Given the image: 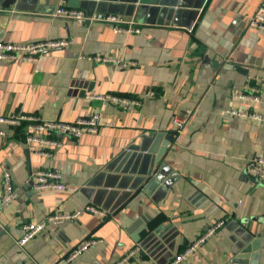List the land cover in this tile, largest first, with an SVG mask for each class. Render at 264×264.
I'll return each mask as SVG.
<instances>
[{"label": "crops", "instance_id": "crops-1", "mask_svg": "<svg viewBox=\"0 0 264 264\" xmlns=\"http://www.w3.org/2000/svg\"><path fill=\"white\" fill-rule=\"evenodd\" d=\"M58 1L21 0L22 9L0 10V39L69 41L33 62L0 60V115L22 111L70 122L99 112V130L53 135V147L27 142L22 125L1 126L0 199L2 166L17 197L0 210V264H116L135 247L120 264H165L219 219L224 225L182 264H264V182L246 172L252 155L264 156V121L226 111L264 115V31L247 27L261 0H189L201 5L190 30L165 11L116 13L139 28L130 33L50 16ZM65 2L97 11L90 1ZM81 54L133 63L118 67ZM240 92L260 100L240 99ZM106 93L136 103L91 97ZM177 114H187V122L175 135ZM163 146L147 175L152 149ZM32 168L58 170L65 188L33 191ZM87 204L107 217L81 212L17 244L25 223ZM88 237L99 241L63 260Z\"/></svg>", "mask_w": 264, "mask_h": 264}, {"label": "built area", "instance_id": "built-area-1", "mask_svg": "<svg viewBox=\"0 0 264 264\" xmlns=\"http://www.w3.org/2000/svg\"><path fill=\"white\" fill-rule=\"evenodd\" d=\"M50 16L60 17L63 19L73 20L79 24H90L93 22H102L108 25L114 32L130 33L139 32V28L131 18H125L116 13L102 11H86L84 9L68 7L65 0H59ZM247 27L264 31V0H261L254 13L247 21ZM191 28L189 27L188 30ZM67 39L60 40H38L33 42H10L0 39V60L6 61H27L33 62L38 59L46 50L57 48L68 44ZM81 58L94 60L99 62H112L118 67H126L133 62L123 60L119 57L104 55H85L81 54ZM152 94V92H147ZM238 98L250 102H259V96L252 93L240 92L236 95ZM91 97L101 101L110 100L116 104L128 105L136 103V101L122 96L113 94H98ZM230 114L248 117L256 120L264 121V115L246 110H238L228 108L226 110ZM100 115L94 112L89 116L78 117L73 121H61L44 119L36 114L25 113L22 111L15 112L10 115H0V137L6 135V131L1 127L5 126H23L25 140L33 143L37 142L43 146L59 145V142L53 138V135H62L78 138L83 133H96L99 130ZM187 122V114L174 115L172 118L174 134H179ZM35 153L48 156L49 152L44 149L35 150ZM247 174L256 181L264 182V156L252 155L246 163ZM2 180L4 183V191L0 199L1 208L10 204L16 197L17 192L12 187L10 173L5 166H2ZM29 183L31 189L35 192L44 189L63 190L65 185L61 180V173L58 170L50 168H32L29 173ZM81 212H86L96 216L99 221H103L108 213L102 208L92 204L85 205L82 209L72 212H55L47 214L43 219L36 222L25 223L23 234L17 240V244L22 247L36 233L44 229L48 223L58 224L63 221L76 219ZM224 225V220L219 219L214 223L206 226L193 240L187 243L183 249L172 256L165 264H182L187 257L192 255L202 244L209 238L214 236L217 231ZM99 240L88 237L78 242L71 251L63 258L66 262L73 261L83 251L87 250L91 245ZM137 247L133 248L125 256L129 257L135 254ZM125 258L116 264H120Z\"/></svg>", "mask_w": 264, "mask_h": 264}, {"label": "water", "instance_id": "water-1", "mask_svg": "<svg viewBox=\"0 0 264 264\" xmlns=\"http://www.w3.org/2000/svg\"><path fill=\"white\" fill-rule=\"evenodd\" d=\"M21 0H0V10L14 5L16 8H21L19 5ZM69 5H72V1L69 0ZM95 3L97 11H107L110 13H124L125 15L132 17V15L139 14L144 15V11H148V14L155 11H165L170 15L171 22L182 27H189L196 19L200 10V3H191L189 0H82ZM202 1V0H201ZM75 5V4H74ZM53 10H51L52 12ZM167 21V20H165ZM167 23V22H166ZM135 149V147L133 148ZM141 148H138V150ZM144 150V149H142ZM153 152L149 155L150 166L146 171L147 175H151L154 164L156 165L162 154L165 151L164 146L160 149L153 148ZM148 157V156H147ZM250 246H247L242 252L248 253ZM246 257V255H245Z\"/></svg>", "mask_w": 264, "mask_h": 264}, {"label": "trees", "instance_id": "trees-1", "mask_svg": "<svg viewBox=\"0 0 264 264\" xmlns=\"http://www.w3.org/2000/svg\"><path fill=\"white\" fill-rule=\"evenodd\" d=\"M20 127H22V126H20Z\"/></svg>", "mask_w": 264, "mask_h": 264}]
</instances>
